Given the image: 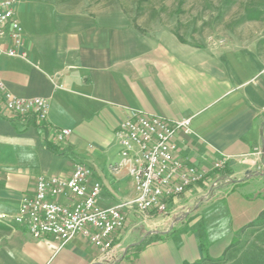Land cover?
Wrapping results in <instances>:
<instances>
[{"label": "crops", "instance_id": "crops-1", "mask_svg": "<svg viewBox=\"0 0 264 264\" xmlns=\"http://www.w3.org/2000/svg\"><path fill=\"white\" fill-rule=\"evenodd\" d=\"M130 15L90 13L88 0L16 5L27 57L3 55L0 75L18 96L47 98L49 111L38 123L6 115L0 101V264H192L220 256L264 209V154H252L264 149V15L247 17L243 36L200 44ZM132 109L190 118V131L175 135V152L208 169L206 179L171 198L164 213L127 209L110 257L82 235L58 248L12 221L38 175L68 177L75 161L100 182L99 205L133 198L116 137ZM58 128L71 129L63 142L54 139Z\"/></svg>", "mask_w": 264, "mask_h": 264}, {"label": "built area", "instance_id": "built-area-1", "mask_svg": "<svg viewBox=\"0 0 264 264\" xmlns=\"http://www.w3.org/2000/svg\"><path fill=\"white\" fill-rule=\"evenodd\" d=\"M20 0H0V57L18 56L24 40L23 28L15 16ZM0 101L5 114L20 119L45 123L49 101L45 97H21L7 89L0 75ZM178 131H190V118L168 120L159 115L132 109L116 130L119 141V162L135 184V196L119 203L101 206L97 199L99 181L92 180V168L75 161L68 177L38 175L33 190L22 196L12 221L27 229L33 238L50 236L64 246L76 235L84 236L104 256L110 257L116 233L124 226L126 210L137 214L164 213L168 201L203 181L208 169L190 164L175 152L174 138ZM70 128H58L54 139L63 142ZM252 154H264L255 148ZM228 157L217 159L213 169H222ZM70 199L60 202L57 197ZM6 218L1 213L0 219ZM44 264H51V259Z\"/></svg>", "mask_w": 264, "mask_h": 264}, {"label": "rangeland", "instance_id": "rangeland-1", "mask_svg": "<svg viewBox=\"0 0 264 264\" xmlns=\"http://www.w3.org/2000/svg\"><path fill=\"white\" fill-rule=\"evenodd\" d=\"M57 4L75 6L86 0H55ZM100 9L109 12L123 10L133 22L170 26L180 39L192 44L243 36L247 17L264 15V0H88V12ZM150 25V26H148ZM247 28V29H246ZM250 33V32H249ZM264 231V214L248 226L237 238V245L229 251L224 262L202 259L199 264H243L241 252L252 244L264 248L259 234ZM203 237V236H202Z\"/></svg>", "mask_w": 264, "mask_h": 264}, {"label": "trees", "instance_id": "trees-1", "mask_svg": "<svg viewBox=\"0 0 264 264\" xmlns=\"http://www.w3.org/2000/svg\"><path fill=\"white\" fill-rule=\"evenodd\" d=\"M262 214H264V209L258 214V216L256 217V219L254 221H251L250 223H248L247 225H245L244 227L239 229L236 232L234 239L224 249V251L222 252V254L220 256L212 258V257H208L206 255L204 260H208V261H212V262H216V263L224 262V260L227 258V255H229V251L231 250V248H233L237 245V238L239 237V235L241 233H243V231L248 226L252 225L255 221L260 219ZM259 240L264 242V231H261V233L259 234ZM202 245L205 247L203 240H202ZM240 258H241L243 264H264V248L260 245L252 244L251 246H249L248 248H245L241 252ZM192 264H199V263L196 262V263H192Z\"/></svg>", "mask_w": 264, "mask_h": 264}]
</instances>
